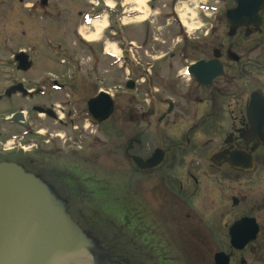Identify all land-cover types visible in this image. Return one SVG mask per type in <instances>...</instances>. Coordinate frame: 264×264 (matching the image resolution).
Segmentation results:
<instances>
[{"label": "flooded vegetation", "instance_id": "obj_1", "mask_svg": "<svg viewBox=\"0 0 264 264\" xmlns=\"http://www.w3.org/2000/svg\"><path fill=\"white\" fill-rule=\"evenodd\" d=\"M103 5L98 2L97 8ZM235 5L232 0L229 9ZM260 17L257 26L247 21V26L238 27L224 17L222 32L210 27L191 44L180 32L178 37L184 41L178 44L180 50L188 48L194 56L188 65L199 61L210 65L197 68L193 77L185 71L189 80L185 85L180 84L184 75L169 66L175 73L167 80L171 96L162 102L154 122L151 116L158 109L151 107V92L147 107L133 106L141 77L148 82L159 77V70L151 71L149 63L145 70L132 68L123 85L113 77L111 87L104 89L92 75L46 73L28 80L26 74L37 63L31 60L30 68L22 71L16 53L11 59L0 58L4 73L0 76V162L14 163L40 179L67 209L96 205V210L111 216L108 226H114L112 235L104 227L98 231L102 239H119L121 231L128 229L143 247H152L159 264H165L162 258L167 253L160 226L167 213L178 225L194 227L196 242L209 243L211 264H217L219 253L227 264H249L248 253L264 264V9ZM12 18L16 19H4ZM121 45L117 59L133 49L155 47L131 41ZM7 67L13 74H5ZM128 81L134 83L131 90L126 88ZM100 93L111 97L113 109L108 118L96 123L88 103ZM86 121L95 128L89 139L84 138ZM103 136L110 139L105 153ZM155 152L161 154L157 165H137L135 157L145 161ZM123 163L126 176L119 171ZM105 174H111V179ZM124 179L132 203L118 197V185ZM109 189L116 194L106 199ZM136 192L143 193L141 202L132 198ZM113 242L117 253L111 251L112 264H144L134 260L135 250L130 253Z\"/></svg>", "mask_w": 264, "mask_h": 264}, {"label": "rangeland", "instance_id": "obj_2", "mask_svg": "<svg viewBox=\"0 0 264 264\" xmlns=\"http://www.w3.org/2000/svg\"><path fill=\"white\" fill-rule=\"evenodd\" d=\"M97 1L47 0L46 5H41L42 0H0V58L11 59L12 54L22 49L26 51L33 63H37L34 70L26 74L28 80L46 73L92 75L100 79L98 86L104 89L111 87L113 77H118V84L123 85L125 79L131 76L132 68L145 70L151 64L153 66L150 68L151 71L157 68L159 77L150 82L143 81L144 77H141L136 84L133 104L137 110L147 107V94L151 92L153 96L151 107L158 109L157 113L151 116V122H154L161 112L162 108L159 107L162 102L171 96L167 80L175 73L174 70H170L169 66L176 67L177 74L180 72L184 75L180 84L185 85L189 82L184 72L194 56L188 48L182 52L178 44L184 41L189 44L196 43L200 40L196 37L201 38L210 27L222 28L220 31L222 32L226 27L223 14L232 5V0H145L143 5L137 4V0H103L113 8L105 10L104 5L101 9L95 7ZM137 10H140L142 14ZM209 12L211 15L208 14ZM86 13L92 16L89 19L90 22L104 20L106 25L109 23L116 35L111 34L109 27H104L98 33L96 40L86 41L81 35L95 31V27L90 22V24L85 22L84 14ZM140 15L143 16L141 19L138 18ZM7 17H16V19L12 18L6 22L4 18ZM180 32L183 34L184 41L180 36L178 37ZM123 41H131L138 46L151 43L155 47L146 50L133 49L124 58L117 59V56L122 55L120 47ZM112 47L115 48L117 56L105 52L106 49L112 51ZM171 54L175 55L173 59L170 58ZM158 57L160 58L156 60ZM7 69L8 72L5 73L7 76L13 74L9 72L10 67ZM1 75L4 73L0 67ZM120 101H122L121 94ZM124 105V102H120V106ZM179 107L182 108L181 105ZM85 124L87 129L84 138L89 139L94 134L90 131H95V128L88 121ZM102 140L104 143L102 153H105L110 148V139L108 136H103ZM155 143L154 141L151 144ZM126 169L125 163L119 167V171H124L122 173H125ZM109 170L112 171V168ZM119 175L122 176V174ZM126 175L127 173L123 174V176ZM104 176L108 179L112 177L111 174ZM118 190V197L121 201L132 203L128 193L125 192L127 190L126 179L118 185ZM107 193L109 197L106 199H110V194H116V190L109 189ZM132 198L136 202H141L143 193L136 192ZM104 199L91 202L95 201L94 204H96L103 202ZM82 201L90 202L85 199ZM95 206L90 207L89 204H83L81 209H78L79 206L75 205L76 209L68 208L67 212L77 227L97 242L100 248L115 249L113 242L115 241L120 243V246L123 245L130 253L135 250L136 260L144 264H159L152 247H143L141 242L136 241L135 236L131 237V231L128 229L121 231L119 239L115 238L110 242L102 239L98 231L104 227L105 233L112 235L114 226H108L112 223L109 220L111 216L96 210ZM165 216L167 218L160 221L161 230L163 229L160 231L164 234V236L162 234L164 241L162 244L167 251L166 256L162 258L164 263L211 264L212 260L206 249L209 243L196 242L194 236L197 233L196 230H192L194 227L180 226L181 224L178 225L177 221H171V213ZM184 217L185 214L182 218ZM144 222L148 226L149 221ZM160 226L156 225L157 228ZM218 246L223 247L222 244ZM83 258L86 260L88 257L83 256ZM245 258L246 263L258 264L252 253H248ZM92 263L95 264L94 259Z\"/></svg>", "mask_w": 264, "mask_h": 264}, {"label": "water", "instance_id": "obj_3", "mask_svg": "<svg viewBox=\"0 0 264 264\" xmlns=\"http://www.w3.org/2000/svg\"><path fill=\"white\" fill-rule=\"evenodd\" d=\"M47 0H42L45 4ZM264 0H236V5L225 11L227 22L235 26H253L261 23L260 11ZM19 68L26 71L31 66L29 56L20 51L15 55ZM210 65L199 61L190 65L187 72L193 76L197 68ZM133 81L126 88L133 89ZM10 94V92H7ZM39 112H44L38 108ZM113 109L111 97L100 93L88 103V111L99 123L110 116ZM141 168H151L161 161L155 152L148 160L135 157ZM98 243L77 227L66 205L52 194L45 183L25 172L20 166L0 162V264H102L105 253ZM223 254L216 255L217 264H227Z\"/></svg>", "mask_w": 264, "mask_h": 264}, {"label": "bare ground", "instance_id": "obj_4", "mask_svg": "<svg viewBox=\"0 0 264 264\" xmlns=\"http://www.w3.org/2000/svg\"><path fill=\"white\" fill-rule=\"evenodd\" d=\"M145 0H137V4L143 5ZM108 4V3H107ZM109 6H111L110 4H108ZM139 9V8H137ZM139 11V12H138ZM138 13L142 14V12L140 10H137ZM143 16L140 15L138 18H142ZM92 26L95 27V31L91 32L90 34L87 33H83L81 36L86 40V41H94L97 39L98 33L102 30V28H104L106 26V22L104 20H100V21H92L91 22ZM107 53L110 54H115L117 55V52L115 50L114 47H112V51L111 50H107ZM82 261L83 264H89V261L86 262V260L80 259Z\"/></svg>", "mask_w": 264, "mask_h": 264}, {"label": "clouds", "instance_id": "obj_5", "mask_svg": "<svg viewBox=\"0 0 264 264\" xmlns=\"http://www.w3.org/2000/svg\"><path fill=\"white\" fill-rule=\"evenodd\" d=\"M193 14L195 15V13H193ZM208 14H209V15H211V13H210V12H209Z\"/></svg>", "mask_w": 264, "mask_h": 264}, {"label": "trees", "instance_id": "obj_6", "mask_svg": "<svg viewBox=\"0 0 264 264\" xmlns=\"http://www.w3.org/2000/svg\"><path fill=\"white\" fill-rule=\"evenodd\" d=\"M111 258V257H110ZM112 259V258H111ZM124 263H126V262H124Z\"/></svg>", "mask_w": 264, "mask_h": 264}]
</instances>
